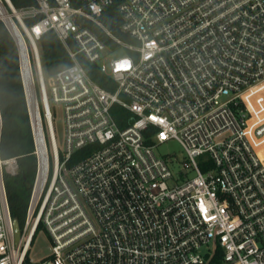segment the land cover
<instances>
[{"label":"built area","instance_id":"1","mask_svg":"<svg viewBox=\"0 0 264 264\" xmlns=\"http://www.w3.org/2000/svg\"><path fill=\"white\" fill-rule=\"evenodd\" d=\"M36 2L0 0L24 44L38 163L17 242L5 176L19 167L1 157L0 109V264H213L219 251L222 264H264V0ZM111 7L123 37L102 20ZM48 32L73 64L46 78ZM171 140L188 158L177 175L156 153ZM39 227L52 242L41 262L30 256Z\"/></svg>","mask_w":264,"mask_h":264},{"label":"trees","instance_id":"2","mask_svg":"<svg viewBox=\"0 0 264 264\" xmlns=\"http://www.w3.org/2000/svg\"><path fill=\"white\" fill-rule=\"evenodd\" d=\"M16 9H23L37 5L36 0H10ZM40 17L28 19L29 26L36 23ZM106 26L117 36L120 32V15L114 7L108 8L102 17ZM76 49L74 43H70ZM42 64L45 75L51 77L59 71L73 64L69 52L54 32L44 34L39 41ZM80 61L88 71L89 76L106 89H111L110 79L100 72L96 65H90L80 56ZM114 88V86H113ZM0 109L2 114L1 157L3 159L16 158L18 173L6 175L10 212L13 220L22 230L33 185L37 175L36 145L26 97V91L21 71L20 49L3 21L0 20ZM120 117L126 118L128 112L121 110ZM122 127L126 122H120ZM264 160L262 149L259 150ZM41 227L35 233L34 239ZM26 264L30 263L27 258ZM213 264H222V253L219 251Z\"/></svg>","mask_w":264,"mask_h":264},{"label":"rangeland","instance_id":"3","mask_svg":"<svg viewBox=\"0 0 264 264\" xmlns=\"http://www.w3.org/2000/svg\"><path fill=\"white\" fill-rule=\"evenodd\" d=\"M124 50H119L114 55L115 57L125 56ZM48 75H46V78ZM53 124H54V131L56 136V141L60 150H63L64 140H65V128L63 122V111L59 106H53ZM156 153L159 156L164 158H171L174 160L172 165V170L175 175L178 174L180 171L183 162L188 160L186 152L182 145L175 140L168 141L156 147ZM264 154V151H263ZM197 162L200 164L202 159H197ZM193 175L190 174V177ZM52 247V242L44 229H40L35 237V241L30 253L31 258H33L37 262H41L46 258L49 254V249Z\"/></svg>","mask_w":264,"mask_h":264},{"label":"water","instance_id":"4","mask_svg":"<svg viewBox=\"0 0 264 264\" xmlns=\"http://www.w3.org/2000/svg\"><path fill=\"white\" fill-rule=\"evenodd\" d=\"M0 20L4 22V24L6 25V27L8 28L9 32L11 33V35L13 36V38L15 39V41L17 42L18 46H19V49L22 53V56L24 57L25 59V55H24V44H23V40H22V37L15 25V23L13 22L12 19H10V23L11 24H14V32H12V30L10 29L8 23H7V20L5 19L4 17V14L1 13L0 14ZM25 85V83H24ZM25 90H26V85H25ZM26 94H27V90H26ZM14 229H15V237H16V241L18 242L19 238H20V234H21V229L18 225V223H14Z\"/></svg>","mask_w":264,"mask_h":264},{"label":"bare ground","instance_id":"5","mask_svg":"<svg viewBox=\"0 0 264 264\" xmlns=\"http://www.w3.org/2000/svg\"><path fill=\"white\" fill-rule=\"evenodd\" d=\"M2 9V5L0 4V10ZM4 17H5V19L7 20V23H8V25H9V27H10V29L12 30V32H14V24H11L10 23V18H9V16H6V14H4ZM26 82H27V88H28V92H29V96L31 97V94H30V84H31V81L29 80V78H28V76H27V74H26ZM33 95V94H32ZM33 111H34V114H35V110H34V108H33ZM260 154V153H259ZM260 156H261V154H260ZM262 158V157H261ZM263 159V158H262Z\"/></svg>","mask_w":264,"mask_h":264},{"label":"crops","instance_id":"6","mask_svg":"<svg viewBox=\"0 0 264 264\" xmlns=\"http://www.w3.org/2000/svg\"><path fill=\"white\" fill-rule=\"evenodd\" d=\"M263 151H264V149H262V154H263ZM264 155V154H263Z\"/></svg>","mask_w":264,"mask_h":264},{"label":"snow or ice","instance_id":"7","mask_svg":"<svg viewBox=\"0 0 264 264\" xmlns=\"http://www.w3.org/2000/svg\"><path fill=\"white\" fill-rule=\"evenodd\" d=\"M163 135V134H162Z\"/></svg>","mask_w":264,"mask_h":264}]
</instances>
